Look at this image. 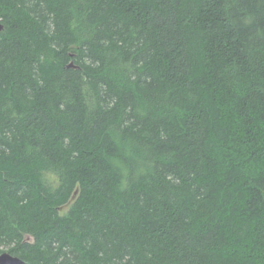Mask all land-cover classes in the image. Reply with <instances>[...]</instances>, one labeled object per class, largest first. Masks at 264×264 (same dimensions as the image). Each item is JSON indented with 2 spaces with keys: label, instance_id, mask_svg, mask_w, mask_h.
Instances as JSON below:
<instances>
[{
  "label": "trees",
  "instance_id": "16d2710c",
  "mask_svg": "<svg viewBox=\"0 0 264 264\" xmlns=\"http://www.w3.org/2000/svg\"><path fill=\"white\" fill-rule=\"evenodd\" d=\"M0 23V254L264 264V0H0Z\"/></svg>",
  "mask_w": 264,
  "mask_h": 264
},
{
  "label": "water",
  "instance_id": "95a60500",
  "mask_svg": "<svg viewBox=\"0 0 264 264\" xmlns=\"http://www.w3.org/2000/svg\"><path fill=\"white\" fill-rule=\"evenodd\" d=\"M4 26L0 23V31H2ZM70 67H74L73 63L69 65ZM22 260L18 257L11 255L8 252L0 254V264H21Z\"/></svg>",
  "mask_w": 264,
  "mask_h": 264
},
{
  "label": "rangeland",
  "instance_id": "374dc122",
  "mask_svg": "<svg viewBox=\"0 0 264 264\" xmlns=\"http://www.w3.org/2000/svg\"><path fill=\"white\" fill-rule=\"evenodd\" d=\"M69 206H70V204L64 206V207L61 209V212H63V213L67 212L68 209H69Z\"/></svg>",
  "mask_w": 264,
  "mask_h": 264
}]
</instances>
